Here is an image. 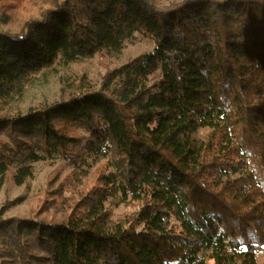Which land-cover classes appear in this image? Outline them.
<instances>
[{
	"label": "trees",
	"instance_id": "16d2710c",
	"mask_svg": "<svg viewBox=\"0 0 264 264\" xmlns=\"http://www.w3.org/2000/svg\"><path fill=\"white\" fill-rule=\"evenodd\" d=\"M160 4L0 5V189L9 171L21 185L46 157L63 158L78 177L87 155L108 160L63 221L4 219L0 210V264H260L264 0ZM134 33L152 51L98 90L2 112L31 76L58 60L119 52ZM121 204L137 208L113 219Z\"/></svg>",
	"mask_w": 264,
	"mask_h": 264
},
{
	"label": "rangeland",
	"instance_id": "374dc122",
	"mask_svg": "<svg viewBox=\"0 0 264 264\" xmlns=\"http://www.w3.org/2000/svg\"><path fill=\"white\" fill-rule=\"evenodd\" d=\"M184 0H161L163 6H171ZM9 0L0 1L1 6ZM154 44L147 38L134 33L126 39L119 52L112 50L96 54L91 58H80L72 62L58 60L52 67L31 76L20 96L1 107L3 113L26 114L45 108L61 100L96 91L107 74L132 61L142 54L152 51ZM205 130L199 132L203 137ZM80 177L73 172L59 156L44 158L32 163L31 176L17 185L13 181L14 170L4 177L0 189V210L3 218L38 217L52 221H63L71 211V204L87 189L97 177L108 171V160L87 155ZM60 194V195H59ZM20 199L21 203L13 202ZM137 205L113 206V219L131 216ZM257 261L264 264V248L257 254Z\"/></svg>",
	"mask_w": 264,
	"mask_h": 264
}]
</instances>
